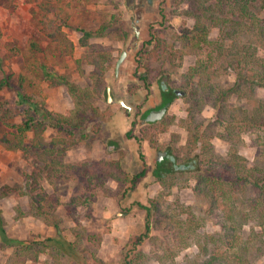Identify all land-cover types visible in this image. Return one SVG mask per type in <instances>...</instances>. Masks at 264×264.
<instances>
[{
    "label": "trees",
    "instance_id": "obj_1",
    "mask_svg": "<svg viewBox=\"0 0 264 264\" xmlns=\"http://www.w3.org/2000/svg\"><path fill=\"white\" fill-rule=\"evenodd\" d=\"M63 1L42 0L38 3L41 14L39 23L48 34L58 38L63 35L62 27L67 26L68 14L61 17ZM163 3H159L162 17ZM178 3H183L182 13L191 23L177 33L178 47L154 36V46L142 51L139 63L145 74H137L139 80L129 91L134 100H142L133 104L130 114L123 111L128 113V119L122 118L118 112L111 114L108 110H96L105 118H113L115 115L113 123L117 124L118 135L136 149L135 156L124 159L100 158L83 163V170L89 180L101 175L116 182V190H107V194L115 193L126 211L139 208L146 210L143 231L126 244L121 264H143L151 257L162 264H254L248 255L251 253L254 257L259 256L264 247V17L259 16L264 0H178ZM50 14H54V18ZM111 27H115L112 17L111 21H104L94 30L78 28L82 33L80 45H87L92 37H102L105 30ZM115 29L121 30L125 37L128 35V31L122 27ZM213 29L217 30L214 35ZM28 49L30 53L42 52L35 42H30ZM190 53L197 55L196 60L181 73L177 83L170 84L184 93L182 97L187 115L182 123L188 132L181 151L185 152L176 155L178 162L172 154H167L161 160L155 158L151 169H148L144 154L139 149L145 145L154 151L164 149L162 145L149 146L152 139L150 136L164 131L168 123L173 122V117L158 121H145L144 117L149 107L167 106L176 96L172 89H164V82L160 79L157 85L160 98L153 99L150 97L155 92L153 84H156L158 76L169 77L176 72L183 56ZM107 60L108 54L103 49L93 53L87 59L94 66L90 76L94 79L103 77L107 70L104 65ZM223 75L233 77L226 86L217 81ZM47 76L55 78L52 73ZM54 76L57 83L62 82L67 86L75 100V107L65 113H58L39 105L24 93L23 78H20L15 88L14 103H0V122L9 128L7 133L0 136V142L10 150L37 156L43 162L41 170L45 174L59 177L65 169L70 168L69 164L62 161L64 153L89 140L91 133H101V124L98 120L93 121L79 103L81 94L87 96L83 93L84 89L70 82L65 75ZM6 87H12L9 75L0 79V90ZM233 98L237 104L230 103ZM151 99L155 104L148 106ZM207 103H210L213 114L208 121L198 119L197 111H201ZM142 107H145L143 112ZM18 116L24 118L12 120ZM84 121L87 122L85 125ZM48 129L55 133L50 139L43 136ZM29 133L32 136L28 140ZM213 137H219L227 145L226 153L218 155L214 152L209 142ZM245 137L250 139L249 144L254 147L257 157L250 163L239 153ZM125 160L127 164H124ZM28 177L33 179L32 186L36 187L38 183L35 175ZM141 180L148 184L158 183L160 193L177 184L191 186L197 196L207 200L208 214L213 215L219 229L199 234V228L205 224L204 217L187 215L188 211L184 208L173 209L171 212L164 210L158 197L148 198L144 202V190L136 185ZM190 180H193V184ZM29 185L24 186L29 188L28 191L21 190L30 197L32 213L45 218L47 223L52 222L57 233L45 238L17 240L6 238L0 225L1 240L13 246L14 264L35 261L48 248L52 249L54 259L45 264H59L60 255L75 257L77 245L82 243V229L76 228L77 238L67 241L60 234V219L52 213L51 201L38 192L30 194ZM249 191H253L254 196L250 197L244 211L226 203L222 208L219 206L224 200L235 202L232 199L239 193L246 195ZM84 201L90 204L91 200L86 197ZM244 224L252 227L251 232L244 231ZM254 227H259V230L254 231ZM152 230L160 233L152 235ZM146 240L157 249L154 255L143 247ZM191 246H195L197 251H190ZM181 251H184V255L178 259Z\"/></svg>",
    "mask_w": 264,
    "mask_h": 264
},
{
    "label": "rangeland",
    "instance_id": "obj_2",
    "mask_svg": "<svg viewBox=\"0 0 264 264\" xmlns=\"http://www.w3.org/2000/svg\"><path fill=\"white\" fill-rule=\"evenodd\" d=\"M40 1L42 0H0V79L4 75H9L12 85L0 90V103H14L16 85L20 78H23L25 94L30 95L39 105L49 110L65 113L76 105L67 86L54 80L56 78L54 75H65L70 82L84 89L83 93L87 96L81 94L79 103L84 107L85 112L88 111L87 114L93 121L98 120L101 124L99 131L101 133L97 135L91 133L89 140L64 153L62 161L69 164L70 168L65 169L59 177L45 174V171L41 170L43 162L37 156L19 150H10L0 142V225L6 238L17 240L56 235L57 230L52 222L47 223L45 218L32 213L30 197L21 190L28 191L29 188L24 186L30 183V194L38 192L51 201L52 213L60 219V234L67 241H74L77 238L76 228L82 229V243L77 245L75 257L57 255L59 264H121L126 244L143 231L146 210L139 208L126 211L118 202L115 193L107 194V190H116L117 183L101 175L89 180L82 165L100 158L124 159L135 156L136 149L118 135L117 124L110 122L115 118L102 117L98 112L108 110L112 114L118 109L127 111L119 103V99L127 105L140 102L142 98L134 100V97L129 95V91L133 89L130 87H134L138 82L137 76L144 73L139 63L143 55L142 51L154 46V36L161 37L167 44L178 47L177 33L191 22L182 13L183 3H178V0H64L61 2V17L68 14L67 26L62 27L63 35L58 38L48 34L39 23ZM161 1L164 2V17L160 16ZM49 16L54 18V14ZM259 16L264 17V7L260 10ZM111 17L115 27H122L128 31L126 37L121 34V30L111 27L105 30L102 37H92L87 41V45H80L79 38L82 33L77 30L78 28L94 30L104 21H111ZM216 32L217 30L213 29L212 35ZM30 42L39 45L42 52L30 53L28 49ZM102 49L108 54L109 60L104 63L107 70L103 77L94 79L90 76L94 66L89 64L87 59ZM122 50L126 51V55L118 73L115 74L114 66ZM196 57L197 55L193 53L186 54L176 72L171 73L169 77L158 76L155 80L156 84H153L155 92L150 97L160 98V90L157 88L160 79L167 85L172 84L171 82L177 83L181 73L196 60ZM77 59L79 62H76ZM48 73H52L55 78L48 77ZM232 79L231 75H223L217 78V81L226 86ZM108 85L115 99L113 102H108L107 99ZM230 103L237 104V101L233 98ZM185 109L186 103L183 97L175 96L163 115L165 120L173 117V122L168 123L164 131H158L150 136L152 139L149 146L162 145L165 150L171 151L168 154H172L175 160L176 155L180 156L185 152V150L181 151L188 132L182 123V119L187 115ZM212 114L210 103H207L201 111H197L196 116L198 119L208 121ZM23 118L18 116L12 120ZM85 123L87 122L84 121L83 124ZM8 131L9 128L0 122V136ZM54 135L51 129L43 133L46 139ZM31 136L32 133H29L28 140ZM218 138H209V142L214 152L223 155L227 152V145ZM112 139L118 142V147H111ZM249 142L250 139L245 137L239 153L250 163L257 157L254 147ZM139 150L144 154L148 169H151L152 161L157 158V151L147 148L146 145ZM124 164H127L126 160ZM28 175H35L38 183L36 187L32 186L33 179ZM190 182L193 184V180ZM136 185L144 190L142 196L144 202L148 198L158 197L164 210L171 212L173 209L184 208L188 211L187 215L204 217L205 224L199 228V234L216 232L219 229L213 215L208 214L207 200L200 195L197 196L191 186L177 184L170 190L163 189V193H160L161 187L158 183L148 184L145 180H141V183L137 182ZM239 194L232 199L235 202L224 200L219 206L222 208L226 203V205L238 206L244 211L254 192ZM86 197L91 200L90 204L84 203ZM245 197L248 198L245 200ZM244 229L246 232H251L252 227L244 224ZM258 230L259 227H254V231ZM151 233L154 235L160 231L152 230ZM1 238L0 235V264H14L13 246ZM149 243V240H146L143 247L154 255L157 249ZM51 250L48 248L37 260H27L23 264L51 262L54 259ZM189 250L197 251V248L191 246ZM184 251L179 253L178 259L182 258ZM248 257L254 264H264V247L261 255L254 257L250 253ZM143 264L162 263L151 257Z\"/></svg>",
    "mask_w": 264,
    "mask_h": 264
},
{
    "label": "water",
    "instance_id": "obj_3",
    "mask_svg": "<svg viewBox=\"0 0 264 264\" xmlns=\"http://www.w3.org/2000/svg\"><path fill=\"white\" fill-rule=\"evenodd\" d=\"M125 55H126V51H125V50H122L121 53H120V55H119V57H118L117 60H116L115 66H114V72H115V74L118 73L119 66H120V64H121V62H122V60H123V58L125 57ZM108 90H109V87H108ZM178 93H179V94H182L181 91H178ZM108 99H110V97H109ZM118 101H119V103H120L121 105H125V103L123 102V100L119 99ZM125 106H126V105H125ZM127 108H129L128 105H127ZM165 111H166V106H162V107H161L160 109H158V110L153 109V110H151V111H150V112L144 117V119H145V121H153V120H156V119H160V118L163 116V114L165 113ZM164 155H165V152H161V151H159L158 154H157V159H161Z\"/></svg>",
    "mask_w": 264,
    "mask_h": 264
},
{
    "label": "flooded vegetation",
    "instance_id": "obj_4",
    "mask_svg": "<svg viewBox=\"0 0 264 264\" xmlns=\"http://www.w3.org/2000/svg\"><path fill=\"white\" fill-rule=\"evenodd\" d=\"M165 86H164V89L167 91V90H169V89H172L173 91H174V93L176 94V96H183V91L182 90H180V89H177V88H174V87H172L171 85H167V84H164ZM108 87H109V90H108ZM178 91H181L182 92V94H179L178 93ZM106 93H107V99L110 97V99H108V102H113V101H115V99H114V97H112V95H111V93H110V86L108 85L107 87H106ZM172 102V101H171ZM126 105V106H125ZM125 105H122L126 110H127V112H129L131 109H129V108H127V104H125ZM170 105V103L166 106V110H167V108H168V106ZM161 107H158V108H154L155 110H158V109H160ZM153 109V108H152ZM151 110H149L148 112H146L147 114L150 112ZM146 114V115H147ZM156 120H158V119H156ZM156 120H153V121H156ZM167 155V153L163 156V157H165ZM162 157V158H163ZM161 158V159H162ZM160 159V160H161Z\"/></svg>",
    "mask_w": 264,
    "mask_h": 264
},
{
    "label": "crops",
    "instance_id": "obj_5",
    "mask_svg": "<svg viewBox=\"0 0 264 264\" xmlns=\"http://www.w3.org/2000/svg\"><path fill=\"white\" fill-rule=\"evenodd\" d=\"M150 104H152V106L155 104H153V100L151 99V100H149V105L148 106H150ZM129 106V109H131L128 113L130 114L131 113V111L133 110V105H128ZM154 109V108H153ZM152 109V107H149V110H153ZM145 110V107H142L141 108V112H143ZM120 113V115H121V117L122 118H124L125 119V117L127 118V113H123V110L122 111H120V109H118L117 111H115V113ZM164 115V114H163ZM113 118H115V115H113ZM163 118V116L160 118V119H162ZM128 119V118H127ZM160 119H158V120H160ZM158 120H156V121H158ZM113 121H115V120H112V121H110V122H112L113 123ZM111 144H112V146L111 147H118L117 146V142H116V140L115 139H112V141L110 142ZM113 144H115V145H113ZM156 151H157V154H158V152L159 151H161V152H165V154L167 153L168 154V150H165V149H155ZM167 156V155H166Z\"/></svg>",
    "mask_w": 264,
    "mask_h": 264
}]
</instances>
